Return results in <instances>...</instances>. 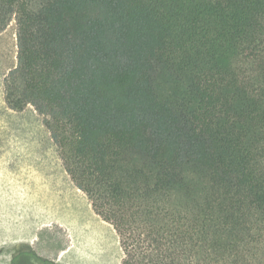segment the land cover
I'll list each match as a JSON object with an SVG mask.
<instances>
[{
  "label": "trees",
  "instance_id": "trees-1",
  "mask_svg": "<svg viewBox=\"0 0 264 264\" xmlns=\"http://www.w3.org/2000/svg\"><path fill=\"white\" fill-rule=\"evenodd\" d=\"M13 19L7 107L42 117L121 264H264V0H0ZM36 263L62 264H8Z\"/></svg>",
  "mask_w": 264,
  "mask_h": 264
},
{
  "label": "rangeland",
  "instance_id": "rangeland-1",
  "mask_svg": "<svg viewBox=\"0 0 264 264\" xmlns=\"http://www.w3.org/2000/svg\"><path fill=\"white\" fill-rule=\"evenodd\" d=\"M17 43L13 19L0 32V263L18 243L57 261L67 241V264H121L117 231L72 182L42 117L32 105L7 107L4 77L17 64Z\"/></svg>",
  "mask_w": 264,
  "mask_h": 264
},
{
  "label": "crops",
  "instance_id": "crops-1",
  "mask_svg": "<svg viewBox=\"0 0 264 264\" xmlns=\"http://www.w3.org/2000/svg\"><path fill=\"white\" fill-rule=\"evenodd\" d=\"M73 182V181H72ZM75 185V184H74ZM77 188V187H76ZM80 190V189H78ZM64 223V222H63ZM57 261L62 262L63 264H67V247L62 249L59 254Z\"/></svg>",
  "mask_w": 264,
  "mask_h": 264
}]
</instances>
